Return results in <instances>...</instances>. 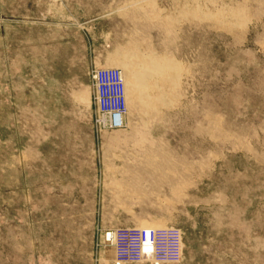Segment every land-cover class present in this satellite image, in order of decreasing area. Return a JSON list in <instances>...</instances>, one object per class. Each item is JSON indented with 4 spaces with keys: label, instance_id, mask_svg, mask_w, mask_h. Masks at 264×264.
Here are the masks:
<instances>
[{
    "label": "rangeland",
    "instance_id": "rangeland-1",
    "mask_svg": "<svg viewBox=\"0 0 264 264\" xmlns=\"http://www.w3.org/2000/svg\"><path fill=\"white\" fill-rule=\"evenodd\" d=\"M136 28L180 96L114 127L97 76ZM0 264H264V0H0Z\"/></svg>",
    "mask_w": 264,
    "mask_h": 264
},
{
    "label": "bare ground",
    "instance_id": "bare-ground-1",
    "mask_svg": "<svg viewBox=\"0 0 264 264\" xmlns=\"http://www.w3.org/2000/svg\"><path fill=\"white\" fill-rule=\"evenodd\" d=\"M142 3L143 2H141V4ZM135 4L136 3L133 4L134 5L133 7H136L135 12H137L138 16H136L137 14L134 11H132L135 13V16L137 18L135 16H133L134 13H131V12H130V14H132V15L130 17H133V18L135 17L134 19H137L136 21H139L142 19L143 21L141 20V22H144V20H145V22H147L148 19H151L152 20L151 22H154L153 24L158 26V24H155L154 20H157L161 15L160 16L158 15L160 13H158L157 9H154L155 7L152 6L153 4L150 5L151 7L149 6L146 8L147 11L143 10L144 8L142 5L138 4L137 6H135ZM187 4H188V2H187ZM140 6H142L143 9ZM224 7H222V8H224ZM198 8L197 9L194 8L197 11L194 10L195 12L190 13V10L193 11V9L189 8V10L187 12V10H186L187 8L185 6L181 11L183 14H185L184 15L185 17L186 16L198 17L197 15H199V17H200V10L201 9L199 8V11H198ZM230 8L231 7H229L228 9H230ZM148 9H151L149 11L152 14H148L149 13ZM152 10H154V11H152ZM181 11H180V13H181ZM218 11H219V9H218ZM218 11H217V13H218ZM146 12H148V13H146ZM182 13L180 15H182ZM206 13H208V12H206ZM209 13H210V11H209ZM209 13L206 15L203 12V13H201V15L205 18H210L211 16L209 15ZM219 13H220V11H219ZM223 13L224 12L221 11V13H220V14H222L221 16L226 14V13L225 14H223ZM227 13H230V11L228 10ZM233 13L236 14L235 16L238 15V13H236L235 11ZM220 14H218V15H220ZM213 15L214 14H212L213 19L218 18V15L216 16V18H214V16L216 14L214 16ZM229 16H231V15L229 14ZM156 17H158V18L155 19ZM165 17L167 19H164L163 21H161L162 17H160L161 20L158 19L161 21L160 22L161 24L158 21H156V22H158L160 24L159 26H162V24L167 25V26L163 25V27H166V31L168 30L167 31V33H168L170 30L172 31V28H169L170 29L169 30L168 27H172V21L174 20V16L173 17L165 16ZM224 17L226 18L228 16L225 15ZM152 18H154V19H152ZM197 19H199V18H197ZM224 22H226V21H224ZM146 25H148V23ZM132 32L130 35L132 37L133 36L134 37L131 38L129 36L128 41H130V42H128V44L126 43V45L124 44L125 46H122V47L119 46V47L114 48V50L107 56V58H106L107 60H106L105 64L107 66H110V67L111 66L116 67V68H106V69H111V70L113 69V70H116V72L118 73V77H119V80L121 83V97L123 100V108L121 111H123L125 108L127 110V113L130 114V116H132L133 118L136 117L141 122L140 123L141 126H146L148 124L149 120H150L149 122H151L153 119L156 120L159 116H161L162 111H164V109H167L168 107L172 106L174 101L177 99V97L180 96V93H179L180 91L178 90V88L180 89L179 85H181V84H179V82H180L179 80L181 78L180 76H182L181 73L183 71V69H182L183 67L178 60H176L173 56L166 54V52L165 53L159 52V51L151 48V46H148L149 45L148 43H147L148 45L147 44L145 45L146 47L145 46L143 47L142 45H143L144 41H143V39H140L143 36V34L140 37L139 29L136 28L134 30L133 34H132ZM137 35L139 36L138 39L136 38ZM108 85H116V84L113 81H110V83H108ZM113 87H114V90H116V87L115 86H113ZM145 146H146L145 150L146 151L149 150L147 145H145ZM145 150L143 149L144 152H146ZM155 153H157V152H155ZM155 153L153 152L152 155H149L146 153V156L144 155L145 154L144 153L143 157L145 156L146 161L143 158L142 163L143 162L150 163L152 161L154 164L155 160L157 161L156 158L160 159L159 156ZM141 165H143V164H141ZM150 165H147V167L149 166V167H151L150 169H153L152 165L151 166ZM148 168H146V170ZM146 170H145V173H150V172H147ZM154 170H156V168ZM154 170H152V171H154ZM141 172H142V170H141ZM134 177H138V176H134ZM136 179H138V178H136ZM113 185L115 187L113 190L115 194H119L120 192H123L122 189H121L122 191H118V192L115 191V189L119 190L122 187L121 183H119L118 181H115V182L113 181ZM130 188H126L127 191Z\"/></svg>",
    "mask_w": 264,
    "mask_h": 264
},
{
    "label": "built area",
    "instance_id": "built-area-1",
    "mask_svg": "<svg viewBox=\"0 0 264 264\" xmlns=\"http://www.w3.org/2000/svg\"><path fill=\"white\" fill-rule=\"evenodd\" d=\"M110 81H113L116 85H108ZM97 85H98V93H99L98 95L99 105L106 109L104 111H108L104 113L108 114V120L110 121L112 126L120 127L122 125L119 122L120 119L118 121H114V119L111 117L112 114L111 112L113 111L121 112L123 108V100L121 97V83L116 70L100 69L97 76ZM113 86L116 87V90H114ZM143 234L145 237L148 236L150 242H153V246L150 248L152 249L154 247V238L156 234L153 231L152 232L149 231L148 234L144 231Z\"/></svg>",
    "mask_w": 264,
    "mask_h": 264
}]
</instances>
